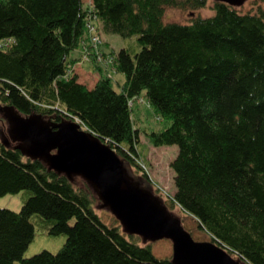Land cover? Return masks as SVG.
Here are the masks:
<instances>
[{
  "label": "trees",
  "instance_id": "trees-1",
  "mask_svg": "<svg viewBox=\"0 0 264 264\" xmlns=\"http://www.w3.org/2000/svg\"><path fill=\"white\" fill-rule=\"evenodd\" d=\"M205 3L0 0V104L75 120L140 169L144 146L130 103L142 91L168 120L142 130L146 139L176 145L170 203L244 264H264V0L252 10L210 0V13H198ZM165 6L195 12L163 20ZM87 15L97 32L134 37L135 45L108 51L110 69L90 45L81 47ZM78 58L97 71L90 87L70 68ZM112 69L123 75L119 89L110 84ZM19 190L26 195L17 210L0 206V264H171L116 220L104 222L86 182L75 185L0 140V195ZM32 214L47 233L64 234L56 250L21 255L37 224Z\"/></svg>",
  "mask_w": 264,
  "mask_h": 264
},
{
  "label": "water",
  "instance_id": "water-1",
  "mask_svg": "<svg viewBox=\"0 0 264 264\" xmlns=\"http://www.w3.org/2000/svg\"><path fill=\"white\" fill-rule=\"evenodd\" d=\"M0 112L6 122L5 133L0 134L4 145L40 159L47 169L68 179L80 176L99 200L98 206L113 215L123 232L138 235L143 243L168 238L171 264H242L221 243L193 239L158 196L127 173L119 156L75 120L21 114L11 104H0Z\"/></svg>",
  "mask_w": 264,
  "mask_h": 264
},
{
  "label": "rangeland",
  "instance_id": "rangeland-1",
  "mask_svg": "<svg viewBox=\"0 0 264 264\" xmlns=\"http://www.w3.org/2000/svg\"><path fill=\"white\" fill-rule=\"evenodd\" d=\"M88 0H82V4L86 3ZM239 10H252L254 6V0H243L239 5H236ZM194 10L191 12L187 9H180L173 6H165L162 13L163 20H174V21H186ZM200 14L210 13V0H206V3L201 8L197 9ZM97 24V23H96ZM99 42L97 46L104 51L115 50L120 46H133L135 45L134 37H121L114 32H104L98 30ZM88 41L85 39V44ZM91 46V45H90ZM92 48V47H90ZM78 47H75L69 52V56H76L78 54ZM108 53V52H107ZM104 55V54H103ZM95 59V58H94ZM93 59V60H94ZM75 59L71 62L70 68L72 72L76 73L77 78L80 82L85 85H91L96 79L97 71L92 69L87 63L86 59L82 60L80 58ZM96 60V59H95ZM97 61V60H96ZM101 64V67L107 69V65L103 64L101 61H97ZM110 69V68H108ZM110 79V84L114 89H119L120 84L123 80V75L116 70H109L107 72ZM130 109L133 116V124L139 127L138 140L139 145L144 146L142 166L137 169L134 165L127 162L122 157L123 165L126 171L134 179H136L140 185L148 188L151 192L156 194L167 209L174 215H176L182 226L190 233L191 237L196 240H210L208 234L197 227L196 221L190 214L182 211L177 204L170 203L169 197L171 196L174 187L172 182V169L169 165L170 160L173 158L176 152V145L172 144H161L152 145L145 137L142 130H148L150 128L157 129L168 123L166 119H159L154 113L151 107L147 104L142 91L138 94L136 98H133L130 103ZM1 114V112H0ZM2 116V114L0 115ZM6 122L3 116L0 118V134L5 133ZM144 173V175L142 174ZM75 185H82L85 181L78 175H73L71 178ZM155 187V189H154ZM26 195L25 190H19L12 193H4L0 195V206L8 207L13 210H17L20 206L22 198ZM99 200L93 193V207L99 217L106 223L116 220L113 215L105 208L98 206ZM31 219H36L37 216L32 214ZM117 221V220H116ZM46 225V224H45ZM45 225H43V220L40 221L37 218V224L33 228V236L27 243L22 251V256H28L33 252L45 248L51 251L56 250L64 239L63 233L50 234L46 232ZM138 242L140 238L135 234L133 236ZM149 248L152 253L156 256H167L170 255V240L166 237H160L148 242ZM242 263L241 261H239ZM243 264V263H242Z\"/></svg>",
  "mask_w": 264,
  "mask_h": 264
},
{
  "label": "built area",
  "instance_id": "built-area-1",
  "mask_svg": "<svg viewBox=\"0 0 264 264\" xmlns=\"http://www.w3.org/2000/svg\"><path fill=\"white\" fill-rule=\"evenodd\" d=\"M85 19H86V28H87V31H86V37H87L86 39L88 41L87 45H91L94 58L97 61H101L103 64L106 65L111 60V56H109L108 53L102 52L98 48L97 43L99 42V36H98L97 30L95 29L96 24L93 22L92 18L89 15H87ZM81 47L83 48L86 47L85 42L81 44ZM81 58H85L84 53L81 55ZM138 161H139V164L142 166L143 163L140 160Z\"/></svg>",
  "mask_w": 264,
  "mask_h": 264
},
{
  "label": "crops",
  "instance_id": "crops-1",
  "mask_svg": "<svg viewBox=\"0 0 264 264\" xmlns=\"http://www.w3.org/2000/svg\"><path fill=\"white\" fill-rule=\"evenodd\" d=\"M77 80L79 81V79H78V78H77ZM93 82H94V81H93ZM93 82H92V83H93ZM82 83H83V82H82ZM91 85H92V84H91ZM91 85H86V86H87V87H90Z\"/></svg>",
  "mask_w": 264,
  "mask_h": 264
},
{
  "label": "flooded vegetation",
  "instance_id": "flooded-vegetation-1",
  "mask_svg": "<svg viewBox=\"0 0 264 264\" xmlns=\"http://www.w3.org/2000/svg\"><path fill=\"white\" fill-rule=\"evenodd\" d=\"M155 188V187H154Z\"/></svg>",
  "mask_w": 264,
  "mask_h": 264
}]
</instances>
